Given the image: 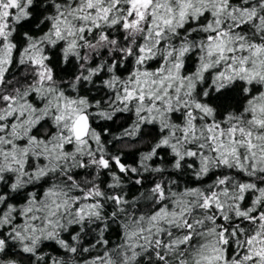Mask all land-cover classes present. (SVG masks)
<instances>
[{
	"label": "snow or ice",
	"instance_id": "obj_1",
	"mask_svg": "<svg viewBox=\"0 0 264 264\" xmlns=\"http://www.w3.org/2000/svg\"><path fill=\"white\" fill-rule=\"evenodd\" d=\"M0 264H264V0H0Z\"/></svg>",
	"mask_w": 264,
	"mask_h": 264
}]
</instances>
